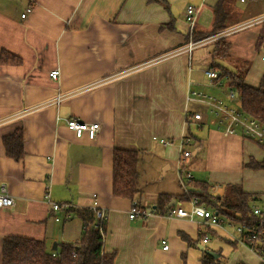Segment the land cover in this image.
Instances as JSON below:
<instances>
[{
	"label": "crops",
	"instance_id": "1",
	"mask_svg": "<svg viewBox=\"0 0 264 264\" xmlns=\"http://www.w3.org/2000/svg\"><path fill=\"white\" fill-rule=\"evenodd\" d=\"M167 1L168 9L147 0H0V57L4 51L23 60L20 65L0 62V189L5 184L16 198L13 207H0V264L7 236L45 240L51 249L54 242L58 248V243L82 236L84 224L76 215L64 223L54 220L46 193L77 209L106 208L104 251H116L112 264H183V253L188 264L190 248L180 233L196 240L202 230L196 221L156 213L129 217L133 202L151 210L159 193L175 194L164 186L148 190L141 179L144 175L146 182L156 167L167 164L170 169L171 161L177 169L184 148L199 154L200 179L216 188L242 184L261 193L264 206V169L243 167L251 156L262 160L263 149L240 132L225 134L206 110L198 121L187 113L189 88L208 87L222 98L228 91L225 83L210 80L205 68L186 70L187 56L190 68L194 51L185 44L187 7L197 8L195 26L210 30L218 0ZM28 8L32 11L22 18ZM227 10L229 28L243 26L227 35L231 52L251 62L246 81L257 86L264 73V55L259 57L255 48L264 0H238ZM55 68L58 79L49 76ZM59 92L65 98L56 104ZM72 117L98 122L97 137L77 138L66 125ZM17 128L25 135V155L19 161L7 157L3 145V137ZM189 133L203 139V152L194 151ZM114 148L141 150L135 199L112 194ZM185 164L195 178L188 158ZM177 204L191 207L189 201ZM215 239L211 236L208 247L223 251L221 245L211 247ZM225 255L227 264H260L258 255L244 246L231 247ZM201 257H196L199 264Z\"/></svg>",
	"mask_w": 264,
	"mask_h": 264
},
{
	"label": "trees",
	"instance_id": "2",
	"mask_svg": "<svg viewBox=\"0 0 264 264\" xmlns=\"http://www.w3.org/2000/svg\"><path fill=\"white\" fill-rule=\"evenodd\" d=\"M149 3H159L166 9L170 7L167 0H147ZM238 0H218L213 7V23L210 30H201L195 26L192 40L198 41L206 37L217 34L232 24H229V11L227 4H233ZM174 27V26H173ZM172 27V29H173ZM189 43V34L186 36L185 44ZM213 48L211 50L210 67L218 72L220 86L224 85L233 89L237 94L236 101L241 103L240 112L254 118L264 127V73L257 86L250 85L246 81L248 73V63L240 58L231 55L232 44L225 37H220L209 42ZM208 43V44H209ZM264 47V24L261 27L255 48L260 51ZM1 53L0 62L20 65L23 60L14 54ZM7 56L10 60H6ZM225 61V62H224ZM222 79V80H221ZM214 82L216 80L212 79ZM244 135V134H243ZM245 137L255 141L264 151V138L262 140ZM188 138V137H187ZM189 138L196 144L194 151L203 152L205 145L203 139L189 133ZM186 140V139H185ZM25 135L22 128H17L11 134L3 137V145L6 156L19 161L25 155ZM191 143L189 142V145ZM185 150V148L183 149ZM182 150V151H183ZM141 150L130 148L113 149V183L112 194L115 197L135 199L140 192L138 162ZM192 153V152H191ZM244 168L261 170L264 169V158L257 160L251 156L243 162ZM189 185L188 192L182 191L179 194L159 193L155 202L154 212L165 214L173 209L176 203L188 202L191 197H197L200 204H204L214 212H217L226 222L246 225L251 229L253 240H247L248 245H253L256 254L264 258V233H259V225L264 228V211L261 214L254 212L255 207H261L259 192H250L244 189L242 184L227 183L218 188L208 180L193 178ZM220 188V189H219ZM175 199L171 207L169 202ZM140 207V205H139ZM74 214L79 217L86 226L82 236L74 242H60L58 248L53 250L45 240H38L24 236H7L4 238L2 247V264H112L115 261L116 251H104V239L106 236V223L104 233L96 228V218L90 208L76 209ZM205 234L218 238L228 243L232 249L237 250L240 245L225 234H220L213 228H207L206 232L199 233L196 240H192L187 234L180 233L181 237L187 241L188 245L201 243ZM207 250L218 253L215 258L207 253ZM183 264H187L185 253H183ZM228 257L221 249H212L204 246V252L200 258V264H227ZM237 264H246L243 261ZM261 264V263H260Z\"/></svg>",
	"mask_w": 264,
	"mask_h": 264
},
{
	"label": "built area",
	"instance_id": "3",
	"mask_svg": "<svg viewBox=\"0 0 264 264\" xmlns=\"http://www.w3.org/2000/svg\"><path fill=\"white\" fill-rule=\"evenodd\" d=\"M245 1V0H241ZM32 9L28 8L25 13L22 14V18H25ZM196 15L197 8L193 5H189L187 7V21L189 22V43L186 46V49L191 51L194 47L199 45H204L213 41L214 39H218L220 37H225L235 31L240 30L243 26H235L231 28H227L217 34L206 37L204 39L194 41L192 40V34L196 25ZM264 61V56L262 57ZM206 76L212 80H216V84H220V80H218V72L208 67L205 69ZM49 76L52 79H58L60 76V70L55 68L49 72ZM84 90L80 89L79 91ZM237 94L233 89H229L226 93V98H222L220 96H214L209 93H205L204 91H199L196 89L189 88L186 95V104H187V113L191 116V119L198 121L203 119V112L206 110L216 119L217 124H219V128L225 134H234V133H242L244 135H249L251 138L262 140L264 138V127L261 123L256 121L254 118L244 115L240 112L239 107L241 103L236 101ZM65 96L57 94L55 98V103L60 104ZM187 114V115H188ZM67 128L72 131L77 138H81L86 135L89 139L93 140L97 137L98 132L100 130V124L98 122H88L84 121L80 118L72 117L67 119L66 121ZM169 141L164 140V143H168ZM188 142V139H184L183 143ZM192 155L190 150H183L180 157V162L178 165V175L181 181V184L184 188V192H188L189 185L192 181L193 174L192 172L186 168L185 160ZM185 172V178L183 174ZM187 179V180H186ZM45 200L50 205L51 211L54 213V220L57 222H67L68 220L74 217V212L77 209L70 202L65 201H55L51 198L49 193L45 194ZM16 203V198L11 195L5 184H2L0 189V207H13ZM189 203L191 207L189 209L184 208L181 205H176L173 209L167 211L165 214L167 217H180L189 220L196 221L197 224L202 228L201 233H205L206 229L213 228L221 234L227 235L232 240L238 242L240 246H244L248 248L251 252L255 253L253 245H248L244 236L247 234V240H253V236L251 233V229L246 225L234 224L231 222H226L217 212L209 209L204 204H200L197 197H191L189 199ZM96 218V228L103 234L104 224L107 222V210L103 207H91L90 208ZM264 211L263 207H255L254 212L256 214H261ZM155 213L154 209L151 210H143V208L139 207L137 202H133L132 208L129 212V217L134 219L136 217H148L149 215ZM157 214V213H156ZM86 226H83L85 229ZM259 233H264L263 224L259 225ZM105 240V239H104ZM211 240V236L209 234H205L202 242L208 243ZM163 245V249L167 250L169 245L166 240H161ZM258 255V254H256ZM260 263L264 264V258L259 256Z\"/></svg>",
	"mask_w": 264,
	"mask_h": 264
},
{
	"label": "rangeland",
	"instance_id": "4",
	"mask_svg": "<svg viewBox=\"0 0 264 264\" xmlns=\"http://www.w3.org/2000/svg\"><path fill=\"white\" fill-rule=\"evenodd\" d=\"M213 46L211 44L206 45V46H202V47H194V51L192 53V57H191V63L192 66L189 68V56L188 60L186 61L187 66H186V70L189 71V69H191L193 67V69H195L196 67H202V68H208L210 67V61H211V50H212ZM252 54H254V51H251ZM259 57L264 55V47L258 51ZM231 55L234 57V52H231ZM237 58V57H235ZM244 60V59H243ZM248 63V65L246 64V66L248 67V72L250 70V66H251V62L249 60H244ZM225 62V61H224ZM197 69V68H196ZM208 87H205L204 90L210 92V94L213 92L210 91L209 89H207ZM224 89L228 90V88L224 85ZM204 91L205 93H208ZM228 91H226L227 93ZM225 95V91L222 93V96ZM206 112V111H204ZM212 116V115H211ZM213 118V116H212ZM172 163V167L170 169L167 168V164H165L164 166H162L161 168L156 167L155 168V174H150L148 177H146V182H144V178L145 176L143 175V178L141 179V185H145V187H148V190H152V189H160L166 187L167 189H170V191H174L175 194H179L182 193V191L184 190L181 181L179 179V175H178V168L176 169V162L175 161H171ZM188 163L190 165V167L192 168L194 174H195V178H199L198 175L201 174L200 169H201V164L202 161L199 158V154L196 155H191L188 158ZM187 168V166H186ZM183 177L185 178V172L182 173ZM200 179V178H199ZM187 180V179H186ZM176 205H178L176 203ZM203 245L209 246V242L208 243H203ZM223 248V253L227 254L229 252V250L231 249V246L226 243L223 240H217L215 239L213 241V245L211 247L215 248L216 246H220ZM49 247L51 248L52 245H49ZM189 250L187 252L188 257H189V262L188 264H199V260H196V257H201L203 255L204 250H201V248L199 249L196 245H189ZM199 259V258H198Z\"/></svg>",
	"mask_w": 264,
	"mask_h": 264
},
{
	"label": "water",
	"instance_id": "5",
	"mask_svg": "<svg viewBox=\"0 0 264 264\" xmlns=\"http://www.w3.org/2000/svg\"><path fill=\"white\" fill-rule=\"evenodd\" d=\"M195 153H196V152H194V154H195ZM174 203H176V200H175V199L171 200V202H169V204H168V207H171ZM200 248L202 249L203 246L200 245ZM52 249H53V250H56V249H57V243L54 242V244H53V248H52ZM207 253L211 254V255L214 256L215 258H217V257L219 256L218 253H215V252L210 251V250H207Z\"/></svg>",
	"mask_w": 264,
	"mask_h": 264
}]
</instances>
